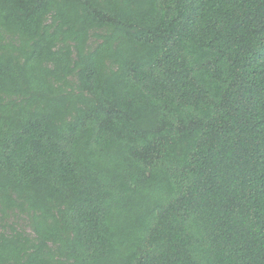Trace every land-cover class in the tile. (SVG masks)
I'll list each match as a JSON object with an SVG mask.
<instances>
[{
    "label": "trees",
    "instance_id": "trees-1",
    "mask_svg": "<svg viewBox=\"0 0 264 264\" xmlns=\"http://www.w3.org/2000/svg\"><path fill=\"white\" fill-rule=\"evenodd\" d=\"M0 264H264V0H0Z\"/></svg>",
    "mask_w": 264,
    "mask_h": 264
}]
</instances>
